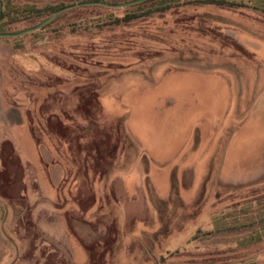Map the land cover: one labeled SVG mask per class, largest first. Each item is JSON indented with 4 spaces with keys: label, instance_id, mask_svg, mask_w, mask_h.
<instances>
[{
    "label": "rangeland",
    "instance_id": "rangeland-1",
    "mask_svg": "<svg viewBox=\"0 0 264 264\" xmlns=\"http://www.w3.org/2000/svg\"><path fill=\"white\" fill-rule=\"evenodd\" d=\"M87 1L2 0L0 35L71 8L0 37V264H264V18Z\"/></svg>",
    "mask_w": 264,
    "mask_h": 264
},
{
    "label": "crops",
    "instance_id": "crops-1",
    "mask_svg": "<svg viewBox=\"0 0 264 264\" xmlns=\"http://www.w3.org/2000/svg\"><path fill=\"white\" fill-rule=\"evenodd\" d=\"M227 80V81H226ZM160 86L164 87L168 91V102L169 104H176L179 101H183L188 106L191 105V102L188 101V97L195 98L196 100L200 96H205L212 101H217L219 94H224L226 90H228V79H162L160 82L156 83ZM172 87V89H171ZM222 89V90H221ZM222 91V93H221ZM182 95V99H180V95ZM194 95V97H193ZM233 140V139H232ZM221 143L213 142L210 147H221ZM227 147V145H226ZM227 158H229L228 154H226ZM211 163L217 164L218 162L215 159H211ZM212 174V173H211ZM207 174L206 172H202L200 174L195 173L192 175V188L194 187V183L199 180L201 187H207L208 184H211L210 188L213 187V183H208L210 179L218 180L217 174L212 175ZM199 177V179H197ZM211 180V181H212ZM191 188V189H192ZM206 220V218H205Z\"/></svg>",
    "mask_w": 264,
    "mask_h": 264
},
{
    "label": "flooded vegetation",
    "instance_id": "flooded-vegetation-1",
    "mask_svg": "<svg viewBox=\"0 0 264 264\" xmlns=\"http://www.w3.org/2000/svg\"><path fill=\"white\" fill-rule=\"evenodd\" d=\"M117 1V0H116ZM115 0H90L87 1V3H84V5L88 6H98V7H106L107 9H113V8H122V7H127L129 5H134L137 3H142L144 1L140 0H130L128 3H123V4H111V2H116ZM140 1V2H138ZM108 2V3H107ZM199 8L203 7H210L211 9L219 11H230V14L235 18H242V19H250V16L246 14L244 10H251L253 13L256 12L258 17L264 18V0H210L207 1L205 0L204 3H199ZM80 6L79 5H74L73 7ZM0 13L1 17L3 16V4L2 0H0ZM218 14H220L218 12ZM221 15V14H220ZM222 16V15H221ZM260 17V18H261ZM0 37H2L0 35Z\"/></svg>",
    "mask_w": 264,
    "mask_h": 264
},
{
    "label": "trees",
    "instance_id": "trees-1",
    "mask_svg": "<svg viewBox=\"0 0 264 264\" xmlns=\"http://www.w3.org/2000/svg\"><path fill=\"white\" fill-rule=\"evenodd\" d=\"M74 4L72 3V5H74ZM69 12H71V11H69ZM59 18H60V16H59ZM90 18L91 17H80V19H79V22L80 23H76L74 20H72V18H70V21L68 23V26L72 28L71 31L73 33H79L80 34V38H79L80 40H84L85 37H88V36H91V35H88V33H86V31H83V29L81 27H77V26L81 24L82 20L89 21ZM75 27L77 29H74ZM78 28H81V29H78ZM58 68L63 69L60 65H58Z\"/></svg>",
    "mask_w": 264,
    "mask_h": 264
},
{
    "label": "water",
    "instance_id": "water-1",
    "mask_svg": "<svg viewBox=\"0 0 264 264\" xmlns=\"http://www.w3.org/2000/svg\"><path fill=\"white\" fill-rule=\"evenodd\" d=\"M140 1H144V0H140ZM138 1V2H140ZM71 7H68L66 9H63L61 11H58L56 14H54L52 17H50L49 19H47L46 21H44L42 24H40L38 27H35L33 29H30V30H27V31H24L20 34H13V35H1L2 37H18V36H22V35H25V34H28V33H32L36 30H39L41 28H43L45 25H47L48 23H50L54 18H56L60 13L66 11L67 9H69ZM0 17H1V13H0Z\"/></svg>",
    "mask_w": 264,
    "mask_h": 264
}]
</instances>
